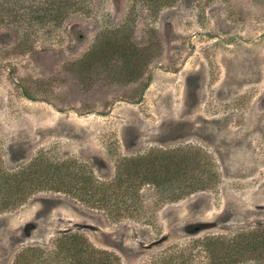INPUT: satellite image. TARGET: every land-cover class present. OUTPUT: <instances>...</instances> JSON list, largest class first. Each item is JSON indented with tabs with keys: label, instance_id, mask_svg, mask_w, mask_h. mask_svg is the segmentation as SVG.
Listing matches in <instances>:
<instances>
[{
	"label": "rangeland",
	"instance_id": "rangeland-1",
	"mask_svg": "<svg viewBox=\"0 0 264 264\" xmlns=\"http://www.w3.org/2000/svg\"><path fill=\"white\" fill-rule=\"evenodd\" d=\"M23 1L45 0H0L2 165L75 160L110 180L127 159L168 153L191 164L179 177L193 190L169 201L170 189L146 183L117 219L40 191L0 212V264L24 248L34 264H59L54 247L71 232L117 264L181 253L205 264L195 239L264 223V0H86L90 12L56 24L15 18ZM127 22L145 59L122 79L117 53L87 57Z\"/></svg>",
	"mask_w": 264,
	"mask_h": 264
},
{
	"label": "trees",
	"instance_id": "trees-1",
	"mask_svg": "<svg viewBox=\"0 0 264 264\" xmlns=\"http://www.w3.org/2000/svg\"><path fill=\"white\" fill-rule=\"evenodd\" d=\"M149 1L155 6L160 2ZM89 7L86 0H45L26 4L23 1L20 11L12 6L9 12L15 18H25L28 24L38 20L56 24L67 19L72 11L90 12ZM128 26L127 22L111 31L109 36L103 34L102 39L100 37L96 40L87 57L93 58L105 51L117 53L123 65L118 73L122 79L132 78L130 70L139 65L137 61L145 59V55L132 42ZM182 163L187 167L190 164L186 158H180L177 162L175 156L168 153L160 157L152 154L148 157H133L120 163L112 179L102 180L87 165L75 160L53 162L36 157L12 169L3 166L0 161V212L22 206L40 191H55L103 210L109 217L117 219L135 210V204L139 203V190L146 183L162 188L163 191L170 189L167 194L169 201L179 200L191 193L193 189L186 190L184 179L179 177V166ZM190 186L195 185L190 183ZM195 242L197 248L209 258L205 264H244L249 261L264 264V223L243 229L234 236L206 235L195 239ZM31 250L36 249L20 250L14 264H34V260L40 257L32 258ZM53 254L59 264H117L118 258L113 252L95 246L85 235L72 232L59 236ZM184 257L183 253L175 258L163 256L151 264H183Z\"/></svg>",
	"mask_w": 264,
	"mask_h": 264
}]
</instances>
